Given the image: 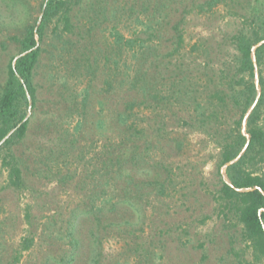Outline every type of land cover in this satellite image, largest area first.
Masks as SVG:
<instances>
[{
	"label": "rangeland",
	"instance_id": "obj_1",
	"mask_svg": "<svg viewBox=\"0 0 264 264\" xmlns=\"http://www.w3.org/2000/svg\"><path fill=\"white\" fill-rule=\"evenodd\" d=\"M42 1L0 0V91L10 37ZM205 1L74 0L70 31L49 23L12 148L20 188L0 152V264H262L219 198L218 163L246 135L225 97L232 36L264 0ZM248 169L264 174V158Z\"/></svg>",
	"mask_w": 264,
	"mask_h": 264
},
{
	"label": "trees",
	"instance_id": "obj_2",
	"mask_svg": "<svg viewBox=\"0 0 264 264\" xmlns=\"http://www.w3.org/2000/svg\"><path fill=\"white\" fill-rule=\"evenodd\" d=\"M222 1L207 0L204 5L212 8ZM73 4L74 0H43L38 23L27 24L21 36L10 37L17 44L19 55L8 62L0 91V152L4 151L2 164L7 166L9 183L16 188H20L23 181L12 148L26 135L27 109L36 101L33 71L41 53L39 42L43 41L44 31L54 19L55 27L61 22L64 31L71 30ZM250 17V31L242 28L232 36L237 51L236 65L228 78L229 93L225 94L241 108V116L236 123L240 127L245 119L246 135L239 131L222 145L218 168L225 167L226 180L221 179L219 198L234 211L254 260L264 264V174L248 169V166L264 158V129L258 124L264 111V76L261 74L264 63V10L261 13L253 10ZM115 39L116 43L122 41L118 33H115ZM259 42L262 43L253 48ZM216 97L225 99L218 94ZM239 264L248 263L239 261Z\"/></svg>",
	"mask_w": 264,
	"mask_h": 264
},
{
	"label": "water",
	"instance_id": "obj_3",
	"mask_svg": "<svg viewBox=\"0 0 264 264\" xmlns=\"http://www.w3.org/2000/svg\"><path fill=\"white\" fill-rule=\"evenodd\" d=\"M263 42V41H262ZM262 42H259L258 44H256L253 48H255L256 46H258L259 44H261ZM15 59V58H14ZM252 109V107L250 108V110ZM250 110L246 113V116L248 115V113L250 112ZM245 116V117H246ZM225 168V167H224Z\"/></svg>",
	"mask_w": 264,
	"mask_h": 264
}]
</instances>
